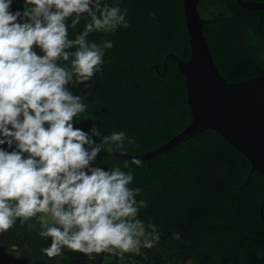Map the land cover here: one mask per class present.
I'll list each match as a JSON object with an SVG mask.
<instances>
[{
  "label": "trees",
  "instance_id": "trees-1",
  "mask_svg": "<svg viewBox=\"0 0 264 264\" xmlns=\"http://www.w3.org/2000/svg\"><path fill=\"white\" fill-rule=\"evenodd\" d=\"M105 5L119 6L128 27L87 37L90 43L111 41L113 46L104 49V62L88 87L69 85L86 105L75 127L91 134L95 125L97 143L123 132V148L113 144L112 149L143 153L192 120L178 61L170 55L164 63L170 51L183 59L191 55L184 0H100L101 9ZM23 6V0H13L12 10ZM198 9L214 60L227 80L264 74V8L244 7L238 0H200ZM71 21L68 34L75 39L90 17L82 16L75 29ZM140 160L137 167L131 158L98 155L94 166L132 173L129 187L141 190L137 202H147L136 218L148 238L159 237L152 248L142 246L139 254L123 256L119 251L93 253L91 259L64 248L49 258L42 249L51 246V238L40 236L43 214H38L24 222L17 219L0 233V264H264V174H250V160L222 134L205 128Z\"/></svg>",
  "mask_w": 264,
  "mask_h": 264
},
{
  "label": "clouds",
  "instance_id": "clouds-1",
  "mask_svg": "<svg viewBox=\"0 0 264 264\" xmlns=\"http://www.w3.org/2000/svg\"><path fill=\"white\" fill-rule=\"evenodd\" d=\"M23 2L13 11V0H0V146L12 149L0 147V233L17 219L43 214L39 234L51 238L42 249L49 258L64 248L90 259L93 253L123 256L152 248L159 237L148 238L136 218L147 202H137L141 190L129 187L132 173L94 166L105 146L108 152L113 144L123 148L125 133L97 143L95 125L91 134L75 127L86 105L69 90L70 84L88 87L104 49L113 46L90 43L89 34L128 27L125 14L119 6L101 9L100 0ZM85 14L90 22L70 39L68 19L75 29ZM133 163L139 167L141 160Z\"/></svg>",
  "mask_w": 264,
  "mask_h": 264
},
{
  "label": "water",
  "instance_id": "water-1",
  "mask_svg": "<svg viewBox=\"0 0 264 264\" xmlns=\"http://www.w3.org/2000/svg\"><path fill=\"white\" fill-rule=\"evenodd\" d=\"M248 8H264V1L238 0ZM200 0H184L186 26L191 55L183 59L170 51L185 76L187 102L192 111L191 122L171 139L143 153L102 150L98 155H119L131 159H150L168 151L179 142L205 128L217 130L251 162L250 174H264V74L244 80L229 81L220 72L203 31L205 20L199 13ZM159 70L158 64L156 65ZM166 71V68H165ZM264 190L260 213L264 221Z\"/></svg>",
  "mask_w": 264,
  "mask_h": 264
}]
</instances>
